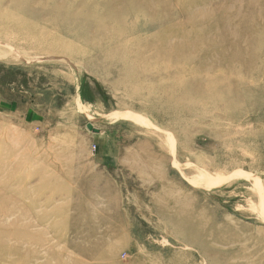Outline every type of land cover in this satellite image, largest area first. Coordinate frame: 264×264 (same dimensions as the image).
<instances>
[{"label":"rangeland","instance_id":"1","mask_svg":"<svg viewBox=\"0 0 264 264\" xmlns=\"http://www.w3.org/2000/svg\"><path fill=\"white\" fill-rule=\"evenodd\" d=\"M0 264H264V0H0Z\"/></svg>","mask_w":264,"mask_h":264},{"label":"water","instance_id":"2","mask_svg":"<svg viewBox=\"0 0 264 264\" xmlns=\"http://www.w3.org/2000/svg\"><path fill=\"white\" fill-rule=\"evenodd\" d=\"M86 129H87L88 131L93 132V133H98V130H97V129H94V128L92 127L91 124H87V125H86Z\"/></svg>","mask_w":264,"mask_h":264}]
</instances>
